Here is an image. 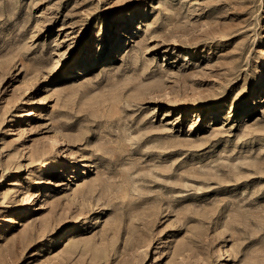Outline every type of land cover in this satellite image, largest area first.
I'll list each match as a JSON object with an SVG mask.
<instances>
[{
  "label": "rangeland",
  "instance_id": "1",
  "mask_svg": "<svg viewBox=\"0 0 264 264\" xmlns=\"http://www.w3.org/2000/svg\"><path fill=\"white\" fill-rule=\"evenodd\" d=\"M0 264H264V0H0Z\"/></svg>",
  "mask_w": 264,
  "mask_h": 264
},
{
  "label": "bare ground",
  "instance_id": "2",
  "mask_svg": "<svg viewBox=\"0 0 264 264\" xmlns=\"http://www.w3.org/2000/svg\"><path fill=\"white\" fill-rule=\"evenodd\" d=\"M112 51L113 50H111V54H114ZM62 167L63 166L59 163H54L52 161H45V162H41L40 171L42 173L49 171V170L60 171V170H62ZM48 183H50V181Z\"/></svg>",
  "mask_w": 264,
  "mask_h": 264
}]
</instances>
